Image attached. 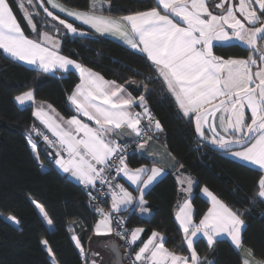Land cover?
Segmentation results:
<instances>
[{
	"label": "snow or ice",
	"instance_id": "obj_1",
	"mask_svg": "<svg viewBox=\"0 0 264 264\" xmlns=\"http://www.w3.org/2000/svg\"><path fill=\"white\" fill-rule=\"evenodd\" d=\"M16 9L35 38L25 34L10 0H0V54L46 73L74 70L79 76L67 95L75 113L70 117L49 103L35 105L32 90L14 99L20 105L32 102V117L42 126L33 123L25 136L37 164L44 167L43 143L58 169L84 186L98 216L90 226L87 248L82 237L69 229L81 264H105L101 252L92 247L98 239L108 241L102 247L114 257L112 264H214L201 257L195 245L204 238L211 249L222 235L237 251L238 264H264L244 241V217L250 208L234 209L204 186L200 192L209 207L196 222L193 199L198 182L184 173V165L169 152L171 163L161 167L159 154L149 152L151 167L132 168L126 159L128 146L120 143L132 138L143 154L164 131L147 100L154 90L149 85L155 82L163 95L174 98L178 118L192 126L195 151L211 148L264 173V0H153V6L122 16L106 14L110 0H88L83 9L72 0H16ZM96 33L110 34L143 56L148 74L133 69L146 82L139 96L128 90L137 85L131 77L124 83L108 80L61 54L62 38L87 39ZM229 44L242 45L248 55L223 58L214 53L215 47ZM168 168L179 173L177 194L185 197L175 212L182 233L180 251L167 247V237L159 230L153 229L144 239L146 229L128 228V217L122 215L130 210L149 213L146 191ZM121 178L129 187L119 182ZM246 199L251 206L264 203V174ZM30 200L42 221L52 226L45 206ZM5 219L19 224L14 215ZM41 244L50 264H59L48 241Z\"/></svg>",
	"mask_w": 264,
	"mask_h": 264
},
{
	"label": "trees",
	"instance_id": "obj_2",
	"mask_svg": "<svg viewBox=\"0 0 264 264\" xmlns=\"http://www.w3.org/2000/svg\"><path fill=\"white\" fill-rule=\"evenodd\" d=\"M10 3L25 34L34 36L16 9V0H10ZM72 4L83 9L88 6V0H72ZM110 4L111 9L106 13L123 15L151 7L153 0H110ZM76 24L79 26L78 22ZM61 53L106 79L124 83L131 77L139 85V90L137 85L128 86L134 96L144 91L146 82L133 71L148 74L149 68L143 56L108 36L96 33L87 39L62 38ZM214 53L223 58L248 55V51L239 44L217 46ZM78 81L79 76L74 71L46 73L0 54V264H50L41 244L45 239L59 264H81L69 229L82 237L86 247L91 235L90 226L96 216L86 204L84 186L56 169L43 143L40 144V157L44 167L37 164L25 136L33 123L37 127L42 126L32 117L31 105L19 106L14 99L19 93L32 90L34 99L45 101L62 115L70 117L75 113L69 107L67 95ZM149 87L154 89L147 96L150 110L164 129L158 139L184 165L183 171L193 175L198 182L194 187V220L197 221L208 206V202L198 194L201 185L207 186L234 209L250 208L244 217V241L254 249L256 257L264 258V203L251 206L246 199L252 195L261 172L211 148L195 151L193 128L186 120L178 118L172 97L163 95L155 82ZM126 159L130 167L151 163L135 151L129 152ZM236 188L240 191H234ZM30 197L45 206L53 220L52 226L42 221ZM144 198L150 215L142 217L132 211L128 215L127 226L145 228L144 238L153 229L159 230L167 237L166 246L180 251L182 233H178L174 219L178 203L174 170H168L159 178L146 191ZM8 215L16 216L19 224L6 220ZM86 226H89V231H84ZM195 247L201 257L214 264H238V253L228 238H218L211 249L200 238Z\"/></svg>",
	"mask_w": 264,
	"mask_h": 264
},
{
	"label": "crops",
	"instance_id": "obj_3",
	"mask_svg": "<svg viewBox=\"0 0 264 264\" xmlns=\"http://www.w3.org/2000/svg\"><path fill=\"white\" fill-rule=\"evenodd\" d=\"M106 14H108V13H106ZM127 14H130V13H126V14H123V15H127ZM62 15V18H63V14H61ZM110 15H112V14H110ZM112 16H122V15H112ZM70 19V18H69ZM79 23V22H78ZM98 34V33H97ZM99 35H101V34H99ZM103 36H108V37H110V38H112V39H114V40H116V41H118V42H120V43H122L120 40H118L117 38H115V37H113V36H111L110 34H105V35H103ZM30 38H35V36H29ZM123 44V43H122ZM124 45V44H123ZM62 54V53H61ZM62 55H64V54H62ZM66 56V55H65ZM71 59H73V58H71ZM73 60H75V59H73ZM77 61V60H76ZM19 62H21V63H23V64H25V65H27V66H30V67H33V68H37L36 66H34V65H29V64H27L26 62H23V61H19ZM77 62H79V61H77ZM38 69V68H37ZM40 70V69H39ZM74 71V70H73ZM94 71V70H93ZM54 72H57V73H63L64 71H54ZM54 72H48V73H54ZM75 72V71H74ZM96 72V71H95ZM78 74V73H77ZM106 79V78H105ZM108 80H110V79H108ZM79 82V81H78ZM70 94V93H69ZM173 100H174V98H172ZM35 100V105H39L40 103H42V102H44V103H47V102H45V101H39V100H36V99H34ZM69 103V102H68ZM18 104V103H17ZM19 106H25V105H31L32 106V111H33V107H34V105H33V103L32 102H26V104H24V105H20V104H18ZM137 111H139L140 109L139 108H137L136 109ZM60 115H62L58 110H56ZM62 116H64V115H62ZM65 118H67L66 116H64ZM36 120V119H35ZM39 124H40V122L38 121V120H36ZM161 135V133H159L158 134V137ZM132 139V138H131ZM123 140H125V139H123ZM132 151H135L136 153H138V154H140V155H142L143 157H145L148 161H150L151 163L150 164H146L147 166H149V167H151V164H152V160L148 157V153L149 152H152V153H158L159 154V157H158V163H159V165L161 166V167H166L168 164H170L171 163V160H170V157L168 156V153L170 152V151H168V149L162 144V142L159 140V139H153L151 142H150V145L148 146V148H147V151H145V152H143V154H141V152H140V150H138L137 148H136V145L133 147V149H132ZM172 154V153H171ZM222 154H224L223 152H222ZM225 155V154H224ZM226 156V155H225ZM227 157H229V158H231V159H233V160H235V161H237V162H240V163H243V164H246L245 162H241V161H238V160H236V159H234L233 157H231V156H227ZM53 161H54V159H53ZM54 165H55V163H54ZM141 166V165H140ZM249 166H251V167H253V168H256V169H258L256 166H253V165H249ZM55 167H56V169L60 172V173H63L61 170H59L58 169V167L55 165ZM139 167V166H138ZM132 168H135V167H132ZM168 170H174V174H175V179H176V177L179 175V173L176 171V169H173V168H168L167 169V171ZM260 171V170H259ZM261 172V171H260ZM184 173L185 174H187V175H190L195 181H196V179L193 177V175H191L190 173H188V172H185L184 171ZM63 174H65V173H63ZM261 174H264V173H262L261 172ZM67 177H69L68 176V174H65ZM70 178V177H69ZM70 179H72V178H70ZM73 181H74V179H72ZM120 181H121V183H124L125 184V187H129V185H128V183L123 179V178H121L120 179ZM76 182V181H75ZM205 185H201L199 188H198V194L202 197V198H204L207 202H208V200H207V197H205V196H203L202 194H201V192H200V188L201 187H204ZM129 190L131 191L132 190V188H129ZM210 190V189H209ZM211 191V190H210ZM183 198H185V197H183V196H179L178 195V203L183 199ZM178 203H177V205H178ZM147 207V206H146ZM209 207V202H208V206L206 207V209H205V211L204 212H206L207 211V208ZM148 208V207H147ZM194 209V208H193ZM176 210H177V206H176V209H175V211H174V219H175V212H176ZM130 212H132L131 210H130ZM129 212V213H130ZM137 214H139L140 216H142V217H148L149 215H150V210H149V213H147V214H144V215H141L138 211H135ZM204 212L202 213V215L204 214ZM129 213H126V214H129ZM201 215V216H202ZM7 217V216H6ZM199 221V219L196 221V222H198ZM9 222H11V221H9ZM12 223V222H11ZM94 223H95V221H94ZM14 224V223H13ZM176 224L178 225V223L176 222ZM135 227H140V226H135ZM133 228V227H132ZM151 234V232L148 234V235H150ZM147 235V236H148ZM147 236L144 238V239H147ZM218 238H227L226 236H224V235H222V236H220V237H218ZM217 238V239H218ZM110 239H115L114 237L113 238H110ZM206 244H207V242H206V240L204 239V238H201ZM230 240V239H229ZM108 241L107 240H102V239H98L96 242H94L93 244H92V247H93V249H95V250H99L100 252H101V255L104 257V260H105V264H112V260H113V257L110 255V253L105 249V248H103L102 247V245L104 244V243H107ZM231 242V241H230ZM88 243H89V241H88V239H87V241H86V248L88 247ZM137 247H139V245H137ZM121 249L124 251V249H123V247H121ZM257 259H264V258H258V257H256Z\"/></svg>",
	"mask_w": 264,
	"mask_h": 264
},
{
	"label": "built area",
	"instance_id": "obj_4",
	"mask_svg": "<svg viewBox=\"0 0 264 264\" xmlns=\"http://www.w3.org/2000/svg\"><path fill=\"white\" fill-rule=\"evenodd\" d=\"M120 143L122 144H125L128 146V149H127V152H131L133 147L136 145L135 141L133 139H125V140H121ZM119 182L121 183V181L119 180ZM85 196H86V204L88 205V207L94 212L95 214V209L92 208L89 204V199H88V196L86 194V191H85ZM110 199V198H109ZM101 206H107V205H101ZM122 215H126L128 217L129 214H126V213H122ZM96 216V219H98V216L95 214ZM128 227V226H127ZM129 228V227H128Z\"/></svg>",
	"mask_w": 264,
	"mask_h": 264
},
{
	"label": "water",
	"instance_id": "obj_5",
	"mask_svg": "<svg viewBox=\"0 0 264 264\" xmlns=\"http://www.w3.org/2000/svg\"><path fill=\"white\" fill-rule=\"evenodd\" d=\"M125 139H131V138H125ZM121 252H123L122 249H121ZM113 258H114V257H113ZM124 264H127V261H125Z\"/></svg>",
	"mask_w": 264,
	"mask_h": 264
}]
</instances>
